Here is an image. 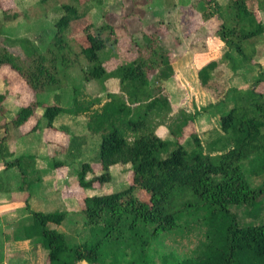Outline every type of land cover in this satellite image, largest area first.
I'll return each mask as SVG.
<instances>
[{
	"label": "trees",
	"instance_id": "1",
	"mask_svg": "<svg viewBox=\"0 0 264 264\" xmlns=\"http://www.w3.org/2000/svg\"><path fill=\"white\" fill-rule=\"evenodd\" d=\"M82 3L71 0L58 7L62 15L55 21L56 31L45 51L27 38L12 41L21 47L26 59L0 47V69L16 74L34 93L64 88L67 71L76 63L69 40L76 27L83 26L86 45H80L77 55L88 66L82 67V80L90 82L106 77L101 59L109 44L103 37L106 27L98 28L87 22L91 11L80 9ZM196 10L206 22L214 18L221 22L217 34L226 47L222 59L233 70L240 69L241 62L246 67L255 64L258 50L254 42L264 34V23L256 13H264V0H229L227 11L217 0H196ZM17 17L5 14V20ZM157 39L150 40L153 45L147 51L145 48L137 59L116 70L121 94H108L109 100L102 102L77 87L70 107L45 106L43 118L48 130L54 131V123L61 114L85 116L87 130L101 137L99 174L95 164L83 163L77 177L81 189L109 183L114 166L132 172V182L126 189L82 200L81 211L89 229V238L84 243L70 244L63 232L51 227L61 226L67 212L30 211L32 223L25 227L24 234L48 251L47 264H157L154 244L163 234L178 229L186 215H202L207 226L196 256L179 259L161 255L159 264H264V222L242 226L235 215L237 208L258 209L264 202V184L252 187L249 182L250 178L264 174V92L257 91L264 83V71L251 88L229 89L232 105L220 117L222 135L218 139L224 144L220 154L211 156L200 151L202 140L195 132L189 135L194 146L185 148L178 144L166 154L170 143L157 133L162 123L152 119L154 115H168L172 106L161 86L155 88L152 84L171 80L175 71L173 53L161 45L155 48ZM219 64L220 61H212L199 70L203 88L213 82ZM6 96L0 95V108ZM143 109L146 115H142ZM35 113V103L21 107L0 129L8 133L20 128ZM194 121L185 117L176 134L172 131L179 142L184 143L186 129ZM63 130L70 133L67 128ZM7 139L6 135L0 136V160L7 170L19 169L21 188L28 190L32 186L27 182L26 171L30 158L8 160L14 153ZM86 141L84 136H72L70 154L80 153ZM4 190L0 182V192Z\"/></svg>",
	"mask_w": 264,
	"mask_h": 264
},
{
	"label": "rangeland",
	"instance_id": "2",
	"mask_svg": "<svg viewBox=\"0 0 264 264\" xmlns=\"http://www.w3.org/2000/svg\"><path fill=\"white\" fill-rule=\"evenodd\" d=\"M29 1L30 5L42 2V0ZM82 1L84 5L79 8L91 11V17L86 21L93 22L94 26L98 28L106 27L103 37L108 40L109 44L106 51L101 54L106 77L92 82H83L82 67H87L88 62L77 53L80 51V45H86V39L82 32L83 28H81L83 26L76 27L69 40L72 52H74L71 54L72 60L76 63L67 71L68 76L63 82L65 86L63 89L67 90L68 98L64 97L60 101V97L55 96L62 91L58 89L50 92L53 93L51 101H48L50 93H34L28 104L35 103L37 110L40 107L45 108L46 105L54 104L66 107L73 101L74 89L77 87L86 90L92 98L107 102L108 94H121L120 79L115 75L118 67L137 59L141 53H144L145 48L147 51L148 46L153 45L150 40L159 38L157 44L154 45L155 48L161 45L174 54L172 55L174 77L159 85L156 82L152 84L155 88L161 86L172 106V111L168 112V115L160 117L158 114L154 115V119H152L153 122L162 123L157 133L170 143L166 154L174 150L178 144L184 145L185 148L192 147L193 142L189 136L192 132L197 133L201 138L202 148L199 150L205 155L220 154L224 150V144L218 139L222 135L220 117L227 114L232 105L228 91L231 88L244 90L251 88L259 73L264 71V34L254 42L258 50L255 64L246 67L241 62V68L233 70L227 60L222 59L226 47L217 34L221 22L214 18L216 23L209 27L208 25L201 26V22L207 23L208 21H204L196 10V0ZM217 1L225 11L228 10L229 0ZM57 2L66 4L71 0H47L46 8L49 13L51 12L53 19L49 21L51 29L47 27L44 34L36 35L39 40L38 48L41 51L48 48L56 31L53 20L57 19L58 15H55L53 8L56 7ZM38 7L41 8L40 3ZM256 15L264 23V13L257 12ZM5 36L4 33L1 40L12 43L10 37L6 38ZM1 44L6 46L5 42ZM191 52L194 54V60L188 57ZM205 54L207 55L205 56ZM211 61H220V64L215 71L213 82L208 88H203L196 70H200ZM6 85L4 87L8 88L9 85ZM13 86L20 89L17 85ZM3 88L1 86L0 92L2 93L0 95L4 94ZM257 91L264 92V83L258 87ZM6 99L7 96L2 103L3 108ZM2 113H5L4 110ZM142 115H146L144 109ZM185 117L195 119V121L187 127L184 143H181L174 137L172 131L176 134L175 130L180 128L181 123H184ZM64 131L55 130L54 139L51 138L52 145H50L49 152L46 148L40 150L44 154L51 153L49 157L47 156L48 158L43 160L44 167L41 165L37 168L38 170L33 171L28 161L29 166L26 168L27 182L31 185L43 182L37 184L36 187L43 190L41 193L44 195L42 196L49 195L45 197V201L40 202L45 205L43 208L37 205L35 195H32L31 192L32 186L28 190L21 188L22 178L18 169H13L10 174V170L7 171L4 162L0 161V182L4 186L7 184L8 188L7 193L0 192V264H47L48 251L38 244L36 239L27 240L24 234L25 227L32 223L30 211L67 212V219L61 226L51 225V227L63 232L70 244H81L89 238L86 218L81 211L82 200L86 196L105 195L126 189L132 182V172H128L129 168L125 170L122 166H114L110 170L112 180L109 183H96L92 188L81 189L77 177L83 163L92 162L93 165L95 164V171L99 174L98 155L101 137L98 134L90 133L87 145L83 146V150L80 153L70 154L72 152L69 149L70 140L74 135ZM0 132L3 137L5 132L3 133L1 129ZM82 134L84 133L81 132L80 135ZM62 142L65 145H61ZM14 149L13 147L11 151L15 154ZM13 159L14 157H11L8 160ZM60 162L63 163V166H57ZM28 168L29 170H27ZM63 168L66 176L57 177L55 173ZM91 177V175L88 176L89 179ZM249 182L252 187L262 186L264 174L250 178ZM64 191L67 192V197H65L67 200L61 199ZM70 199H74L75 202ZM235 215L242 226L261 224L264 222V202L258 209L237 208ZM206 230L207 226L202 215H186L178 229L163 234L154 244L157 264L160 263L161 255H174L179 259L194 258L199 245L204 241Z\"/></svg>",
	"mask_w": 264,
	"mask_h": 264
},
{
	"label": "crops",
	"instance_id": "3",
	"mask_svg": "<svg viewBox=\"0 0 264 264\" xmlns=\"http://www.w3.org/2000/svg\"><path fill=\"white\" fill-rule=\"evenodd\" d=\"M29 2H30L29 0H0V23L3 24V32L5 33L6 38L7 36H9L10 37L9 39L12 41L27 38L35 42L37 47H39L38 36L44 34L47 27L51 29L49 21L53 18L51 17V12L49 13L46 8L47 1L44 2V0H42V2H36L35 4H31V5L29 4ZM39 3L41 4V8L38 7ZM60 5L61 4L57 2L56 7L53 8L55 15H58L57 19L62 15V12L60 11V9H58ZM26 10L29 11L25 12ZM6 12L10 13L11 15L17 14L18 17L14 20H5ZM57 19H54L53 22L55 23ZM216 22L217 21L215 19L214 20L212 19L207 23L201 22L200 25L201 26L208 25L209 27L211 26V24H214ZM1 38L2 36H0V41H1L0 47L1 46L7 47L14 54L20 56L22 59H26L20 46L4 41L6 44L5 46L4 44H1L4 43L1 40ZM206 55L207 54H205V56ZM188 57L194 60L193 52L189 53ZM196 72L198 74L199 70L197 69ZM6 84L9 85L8 88L4 87V85ZM13 85H17V87H19L20 89H17ZM1 86L2 88L4 87L3 93L7 95V99L6 102L4 103L5 109L2 107L0 108L1 109L0 127L5 123L10 122L16 116V114L18 113L21 107L28 105V103L30 102V98L34 95V92L30 89V87L16 74L10 72L8 69H0V88ZM61 90H60L61 92H58L55 95L57 97H60L61 99L60 101H62L64 97L66 99L68 98L67 90L63 88ZM85 92L88 93L86 90ZM48 96H49L48 101H51L53 93L48 94ZM71 104L72 101L66 107H70ZM3 110L5 113H2ZM44 112H45V108L40 107L38 108V110L36 109V113L33 118H31L26 124H24L20 128L10 129L8 133L3 129H1V131H3V133L5 132V135L8 136L6 142L8 147H10L9 148L10 151L12 150L13 147L15 148L14 149L15 154L13 156L14 159L21 156L29 157L30 158L29 162L31 164L30 168H32L33 171H35V169L39 168L41 165L44 167L43 160H45L47 156L48 157L50 156L51 153L44 154V152H40V150L46 148L47 151L49 152L50 150L49 148L51 147L50 145H52L51 138L54 139L53 134L55 133V130H59V129L62 130L63 128H67L70 130V133L74 136L86 137L87 141L85 146L87 145V142L89 140L88 138L90 136V132L87 130V118L85 116L75 117V116L61 115L57 118V120L54 123V127H55L54 131H51L50 129L49 130L47 129L46 131V121L43 118ZM38 124L39 126H37ZM78 129H82V130H78ZM81 132H83L84 134L80 135ZM63 144L64 143L62 142L61 145ZM11 152L14 153L13 151ZM13 169L15 168L9 169L10 174L13 172ZM27 170H29V168ZM64 171L65 170L63 168L62 170H57V173L55 174L57 175V177L63 175L66 176V172ZM41 183L43 182H36L35 184H32L31 192L32 195H35L34 198L37 201V205L43 208L45 205L40 204V202L45 201V197L49 195L46 194L45 196H42L44 195L41 193L43 192V190L36 187L37 184H41ZM7 192H8V188L6 184L4 192L1 193H7ZM65 197H67V192L64 191L62 192L61 199L67 200L65 199ZM70 200L75 202L74 199H70Z\"/></svg>",
	"mask_w": 264,
	"mask_h": 264
}]
</instances>
